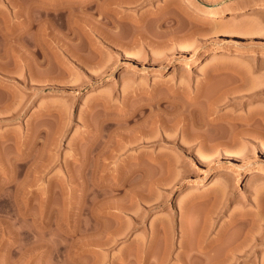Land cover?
I'll return each instance as SVG.
<instances>
[{"label":"rangeland","instance_id":"1","mask_svg":"<svg viewBox=\"0 0 264 264\" xmlns=\"http://www.w3.org/2000/svg\"><path fill=\"white\" fill-rule=\"evenodd\" d=\"M259 8L0 0V264H264Z\"/></svg>","mask_w":264,"mask_h":264},{"label":"bare ground","instance_id":"2","mask_svg":"<svg viewBox=\"0 0 264 264\" xmlns=\"http://www.w3.org/2000/svg\"><path fill=\"white\" fill-rule=\"evenodd\" d=\"M99 9V8H98ZM101 10H102V7H101ZM264 16V10H260V8L256 11V13L257 14H260V13ZM256 14V15H257ZM261 15V16H262ZM163 67H166V65H164ZM243 78V77H242ZM240 79H241V75H240ZM243 80V79H242ZM250 117H251V115H250ZM245 123V122H244ZM247 126H248V124H247ZM247 128V127H246ZM249 129V128H248ZM241 130V129H240ZM245 131H246V129H245ZM245 131L243 132V133H245ZM237 132V131H236ZM241 132V131H240ZM242 132H241V134H243ZM234 135V134H233ZM232 135V136H233ZM235 136V135H234ZM233 136V137H234ZM236 138V137H235ZM239 138V137H238ZM233 139V138H232ZM236 140V139H235ZM242 140V139H241ZM230 141V140H229ZM231 142V141H230ZM233 142V141H232ZM231 142V143H232ZM229 143V142H228ZM236 143H237V141H236ZM236 143H234V144H236ZM238 143H239V141H238ZM241 144V143H240ZM228 145V144H227ZM230 145V144H229ZM233 145V144H232ZM235 146V145H234ZM238 146V145H237ZM85 160V159H84ZM88 160V159H87ZM86 160V161H87ZM153 160V159H152ZM86 163V162H85ZM223 171V170H222ZM234 174L235 173H233V170H228V171H224V172H221L220 174H219V176L218 177H221V180L222 179H224V181H230V180H232L233 179V177H234ZM258 175V174H257ZM257 175H256V177H257ZM155 176V175H154ZM262 177V180L260 179ZM232 178V179H231ZM257 178H259L261 181H264V174L263 175H261L260 177H257ZM155 179V178H154ZM11 181V180H10ZM12 182V181H11ZM223 182V181H222ZM125 185V184H124ZM114 187V186H113ZM123 188V187H122ZM128 189H130V188H128ZM131 191V190H130ZM134 191V190H133ZM136 192V191H135ZM241 243V242H240ZM239 243V244H240ZM243 244V243H242ZM238 245V244H237ZM245 246V245H244ZM240 247V246H239ZM204 248V247H203ZM202 248V249H203ZM231 248V247H230ZM234 248V247H233ZM233 248H232V250H233ZM236 248V247H235ZM234 248V249H235ZM239 249V248H238ZM241 249V248H240ZM205 250V249H204ZM203 250V251H204ZM235 250H237V248L235 249ZM247 250H248V248H247ZM238 251V250H237ZM242 251V250H241ZM246 251V250H245ZM244 251H242V252H236V253H234L233 251L231 252V255H229L228 254V256H229V258H227L229 261H227V263H229V264H231L230 262H234V261H237V260H242V253H243ZM247 252V251H246ZM228 253V252H227ZM230 253V252H229ZM202 255V254H201ZM199 256V255H198ZM227 256V255H226ZM215 262V261H214ZM241 262V261H240ZM243 262V261H242ZM210 262H208V264H209ZM216 263H218V261L216 262ZM212 264V263H211ZM220 264V263H219ZM222 264H223V262H222Z\"/></svg>","mask_w":264,"mask_h":264}]
</instances>
